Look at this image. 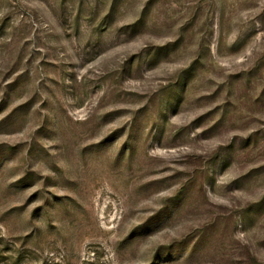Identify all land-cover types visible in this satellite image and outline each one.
<instances>
[{"label": "rangeland", "instance_id": "obj_1", "mask_svg": "<svg viewBox=\"0 0 264 264\" xmlns=\"http://www.w3.org/2000/svg\"><path fill=\"white\" fill-rule=\"evenodd\" d=\"M0 264H264V0H0Z\"/></svg>", "mask_w": 264, "mask_h": 264}]
</instances>
